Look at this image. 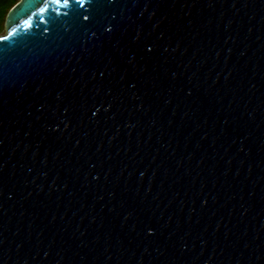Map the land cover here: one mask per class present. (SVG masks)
I'll return each mask as SVG.
<instances>
[{"label":"water","instance_id":"obj_1","mask_svg":"<svg viewBox=\"0 0 264 264\" xmlns=\"http://www.w3.org/2000/svg\"><path fill=\"white\" fill-rule=\"evenodd\" d=\"M104 14L0 81V264H264V0Z\"/></svg>","mask_w":264,"mask_h":264},{"label":"snow or ice","instance_id":"obj_2","mask_svg":"<svg viewBox=\"0 0 264 264\" xmlns=\"http://www.w3.org/2000/svg\"><path fill=\"white\" fill-rule=\"evenodd\" d=\"M113 3L115 0H27L30 14L19 23L14 22L7 35L0 36V81L13 73H22L25 67L41 59L48 48L58 47L60 42L69 40L79 44L77 37L89 34L97 37V32L110 35L114 29L110 22L106 23L108 17L104 8ZM34 26L37 29L35 37ZM17 36L21 37L19 41ZM36 38L35 46H29L28 40ZM88 42L85 41V48ZM146 50L150 53L152 48ZM148 234L154 235L151 231Z\"/></svg>","mask_w":264,"mask_h":264},{"label":"rangeland","instance_id":"obj_3","mask_svg":"<svg viewBox=\"0 0 264 264\" xmlns=\"http://www.w3.org/2000/svg\"><path fill=\"white\" fill-rule=\"evenodd\" d=\"M13 2L14 1H8V0L0 2V36L5 34L4 19L6 13L13 6L12 5Z\"/></svg>","mask_w":264,"mask_h":264},{"label":"flooded vegetation","instance_id":"obj_4","mask_svg":"<svg viewBox=\"0 0 264 264\" xmlns=\"http://www.w3.org/2000/svg\"><path fill=\"white\" fill-rule=\"evenodd\" d=\"M2 1H5V0H0V2H2ZM8 1H14V2L12 3V5H14L18 0H8ZM6 15H7V13H6ZM5 18H6V16H5ZM4 23H5V19H4Z\"/></svg>","mask_w":264,"mask_h":264}]
</instances>
